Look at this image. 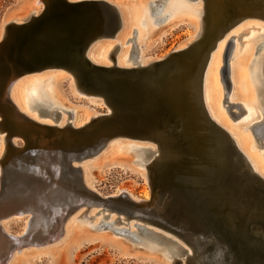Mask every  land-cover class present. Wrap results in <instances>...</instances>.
<instances>
[{
	"label": "bare ground",
	"instance_id": "obj_1",
	"mask_svg": "<svg viewBox=\"0 0 264 264\" xmlns=\"http://www.w3.org/2000/svg\"><path fill=\"white\" fill-rule=\"evenodd\" d=\"M58 1L32 0L22 15L10 14L8 11L10 15L3 20L0 26V74L6 71L8 75L7 93L5 92L6 88L0 93V177L2 170L4 172L6 170L5 162L7 160L13 162L17 159V156L22 154L20 149L29 140L34 141L37 139L43 145L35 153L28 152L31 155L29 160L33 162L31 166H36L37 173L34 177L38 176L48 180L54 177V181L60 185L63 180L64 163L57 155L54 153L52 155L50 152L49 148L52 147L51 142L53 139L67 138L68 140L81 139V141L87 139L88 141L97 142L103 138H109L104 146L96 152H89L82 156H72L70 162V168L81 172L84 187L94 192L95 196L86 200L81 197L80 193H77L76 195L79 197L74 199L75 203L69 201L66 205L56 208L53 216H51L52 220L49 219L51 225L48 229L52 226L51 228L54 230L50 231V235L47 233L48 239L43 243H39V241H33L35 239L33 237L32 242L26 243V246L38 248L36 247L38 244L41 247L40 245L44 246L58 241L73 228L84 229L75 223L77 221L80 224H86L91 230H107L112 238L119 236L135 246L134 248H137V250H133L127 245L124 247L127 257H137L142 253L139 250H147L152 253H159L162 258L168 261V263L161 261L159 257L155 256L157 258L154 259H157L161 264H231L228 259L230 252L228 246L211 237L210 234H204L193 229L187 230L186 233L175 230L177 237L174 234L164 232L156 225L160 223V220L157 219L160 216L137 211L131 212L128 209L114 207L110 203L112 199L124 195L130 202H134L137 207L142 209L148 205L155 206L154 202L162 203L164 207L169 198V193L163 191L160 186L166 170L165 163L175 159L178 161L185 160L182 157L183 148L186 149V161L192 165L190 167L194 177L199 181L207 180L208 173L201 169L198 162L203 156L200 154L198 137L195 134L187 133L184 121H178L176 132L171 131L168 133L163 129L154 128L146 135L141 134V138L135 140L145 142L144 145L124 144L125 141L123 140L128 139L124 135L125 133L115 135L114 128L117 126L115 123L117 118L114 111L111 112L112 107L105 106L104 99L100 96L88 90L84 91L82 89L84 86L78 85L77 80L67 72L59 68L55 70L47 68L38 72L17 75L24 69L23 62H28V56L18 47L17 41L21 35L15 31L14 27L8 29L7 26L26 23L32 17L40 16L43 10L51 9L53 3L57 4ZM68 1L78 2L82 0ZM103 1L116 8L121 18V27L110 38L94 39L84 51V56L91 64L96 66L121 69L137 68L143 74L144 81L151 86H155L157 81L169 85L173 80L175 82L180 81L178 68L174 66L176 64L178 67H186L187 74L190 77L187 80L191 83L190 89L196 90L195 80L198 67L196 61L202 57L203 49L211 43V37L216 32V28L220 27L219 14L225 12L228 8H232L238 14L246 13L244 18L232 26L234 31L238 29L237 27L241 22L246 20L245 18H255L262 20L264 23V0H196V3L201 2L198 7L188 5L185 0ZM147 4L148 8H146ZM135 12L142 14L139 22L141 31L134 28ZM186 21L191 22L188 24L191 25L194 32L184 42L169 50L163 56H154L149 53L153 47L163 41L169 32L177 29ZM261 28L257 35H250L249 40L252 42L245 41L242 43L240 53L235 55V59L230 63L232 84L229 96H232L233 92L235 98L247 102L246 110L242 109L240 111L244 112L245 120L255 121V123L252 121L246 130L253 128V124L259 123L254 127L255 130L252 129L256 138H260L256 135L260 133L261 129H264V116L260 115L264 114V30L263 27ZM131 29L136 39H129ZM225 34L218 38L208 55L200 83L202 102L209 118L231 137L240 154L247 160L250 169L257 176L264 179V161L260 156L249 153L250 139L248 135L232 129L219 110L221 99L218 79L220 58L221 55L223 57L227 44L234 38V36H229L225 42L228 33ZM112 38L115 41H101ZM129 42H132L130 47ZM140 42L142 43L140 44ZM93 46H95V50ZM117 49L116 55L115 51ZM183 50L187 54V58L179 55L162 65H155L158 61L171 58L172 53ZM233 50L236 51L235 45L232 46V52ZM233 54H236V52ZM252 56L255 57L251 60ZM106 58L110 60L109 63H107ZM249 65L252 67L251 81L256 88V101H253V91L246 76V67ZM162 68H166L165 73H162ZM35 74L43 76L40 77ZM166 76H169L171 80L165 78ZM62 80H68L71 94L81 96L87 101L86 107L75 105L63 94L60 89ZM250 101L254 102V107L258 106L261 113L255 114ZM95 107H104L105 110L99 112ZM103 114L110 115L109 120L104 123L105 125L99 124L101 122L99 117ZM48 127H54L53 131H50ZM258 127L260 128L257 132L256 128L258 129ZM168 138H172L174 144L170 145ZM17 139H20L22 143L18 144ZM121 144L122 146L119 147ZM261 144L263 143L259 145ZM123 148L134 153V161L129 155L119 151ZM115 156L125 157L126 166L123 164L120 167L129 169L132 173L138 175L147 186L148 191L144 193L141 199L132 195L130 191L121 188H118L109 197H104L95 189L91 169L96 163L110 161ZM207 183L210 182L207 180ZM12 211L16 212H11L10 217H14L15 221L19 220L21 227L18 232L11 233L7 226L9 217L3 216L6 212L2 213L1 211L0 216H3V218L0 220V264H5L3 261L5 255L3 247L5 245H14L9 258L17 250L19 253L22 252L24 246L20 240H23L21 238L25 236L29 229L31 216L35 213L29 206L25 209ZM25 214H30V216ZM5 217L7 219H4ZM153 228H157L160 232L155 231ZM119 243L123 244L121 241ZM211 243L223 245L221 249L216 250L220 254L216 255L217 257H212V253L208 249ZM148 259H151V257Z\"/></svg>",
	"mask_w": 264,
	"mask_h": 264
},
{
	"label": "water",
	"instance_id": "obj_2",
	"mask_svg": "<svg viewBox=\"0 0 264 264\" xmlns=\"http://www.w3.org/2000/svg\"><path fill=\"white\" fill-rule=\"evenodd\" d=\"M54 3L51 9L43 10V14L32 17L26 23L7 26L8 29L14 27L21 35L17 44L28 56V62H23L24 69L17 75L47 68H59L67 72L77 80L78 85L84 86V91L93 92L104 99L105 106L112 107L111 112L114 111L117 118L115 135H123L124 132L131 140L141 138V134L146 135L154 128L168 133L176 132L178 121H184L187 133L198 137L200 154L203 155L198 162L201 169L208 173L207 180L210 183L194 177L190 167L192 165L186 161V149L183 148L182 157L185 160L175 159L165 163L166 170L160 186L169 193V198L162 209L163 215L159 214L160 218H157L162 224L156 225L168 234L176 235L175 230L186 233L190 229L210 234L228 246L231 264H264V179L250 169L231 137L209 118L200 94L201 77L211 48L246 13L238 14L228 8L219 14L220 27L216 28L211 43L203 49L202 57L196 61V90H191L186 67H178L176 64L174 66L178 68L180 81L173 80L170 85L157 81L155 86L147 84L137 68H108L91 64L84 56L88 45L96 38H110L121 27V18L116 8L103 0H59L57 4ZM230 45L229 42L226 46L221 68V78L226 89L229 85L226 58ZM179 55L187 58L184 50L177 51L170 55L171 58L158 61L155 65H162ZM165 69L162 68V73H165ZM7 78V72L3 71L0 74V92L6 88L7 93ZM165 78L171 80L169 76ZM234 106L241 109L229 103L226 107L232 118L237 116L230 111ZM109 117V114L101 115L99 124L103 125ZM257 125L259 123L253 124V129ZM48 129L53 131L54 127ZM256 136L263 137L264 129ZM108 138L97 142L67 138L52 140L50 152L64 163V183L57 190L66 194L70 192L69 188L76 194L95 196L85 190L81 172L71 169L70 162L72 156L96 152ZM168 142L174 144L172 138H168ZM42 145L37 139L29 140L22 153H35ZM260 146L264 147L263 144ZM35 167L18 163L11 168L12 172L9 169L1 184L0 197L5 199L19 196L25 188L39 196L40 191H36L34 186L37 183L33 177L37 173ZM73 195L69 196V200L75 203ZM119 200L121 198L111 201L116 203ZM51 201L54 203V200ZM124 201L131 212H142V208L134 202L128 199ZM150 210L154 211V208ZM211 244L208 249L212 257H217L220 254L216 250L223 245Z\"/></svg>",
	"mask_w": 264,
	"mask_h": 264
},
{
	"label": "rangeland",
	"instance_id": "obj_3",
	"mask_svg": "<svg viewBox=\"0 0 264 264\" xmlns=\"http://www.w3.org/2000/svg\"><path fill=\"white\" fill-rule=\"evenodd\" d=\"M30 2H32V0H0V26L3 20L8 15L10 14L22 15L27 9ZM196 2H197L196 0H185V3H187L188 5L192 7H198L201 4L200 1H198V3ZM146 8H148V4ZM8 11L10 14H8ZM141 16H142L141 13L135 12L134 28L139 29V31H141V28L139 25V22L141 21ZM245 19H246L245 21L239 24V27H237L238 28L237 30L234 31L233 27H231L227 31L228 35L226 36L225 42L228 40L227 38H229V36H234V38L231 39L230 41L231 42L230 50L226 58L227 80L229 83L227 89L225 88L222 82V78H221V68L223 67L222 55L220 58L218 79H219V85H220V90H221V99L219 103V110L223 113L227 124L232 129L237 130L239 133H242V134L245 133L248 135L250 139L249 149H248L249 153H254L260 156L261 159L264 161V155H263L264 148L259 145L260 143L264 144V136L261 138H256L253 134V130L255 129L249 128L250 130L249 129L246 130L248 125H250V123L253 120L252 121L245 120L246 118L244 116V112L240 111L242 109L246 110L245 106H247V102L238 100L237 98H235L233 96V92H232V96H229L230 90H231V84H232L231 79H230L231 61L235 59L236 57L235 55L240 53L239 50L242 47V43H244L245 41L252 42L249 40V37L251 34L257 35L261 31L262 29L261 27H263V30H264V23L262 20H257L255 18H250V19L245 18ZM188 23H191V22L186 21L184 22V24H181L180 26H178L177 29L169 32V34L163 39V41L161 43H158L155 47H153L149 53L154 56H163L166 53H168L169 50L174 49L179 44L184 42L194 32V29H192L191 25H189ZM129 39H136L134 38V32L132 31V29L130 30ZM111 40L115 41L113 38L105 39L101 41L108 42ZM141 43L142 42H140V44ZM131 44L132 42L131 43L129 42V47ZM234 45L236 47V51L233 50L232 52V46ZM94 47L95 46H93V48ZM95 49L96 48H94V50ZM118 49L115 51L116 55H117ZM235 52L236 54H233ZM253 52H254V49H253ZM254 57L255 56H252L251 60ZM106 61L107 63H109L110 60L106 58ZM251 70H252V67H250V65L246 67V76L251 85V89L253 91V96H254L253 101L254 100L256 101V88L251 81ZM35 75L40 76V77L43 76L40 74H35ZM66 76L70 78L68 74H66ZM60 89L63 92V94H65L66 97L69 98V100L72 103H75V105L77 106L86 107L87 101L84 98H81V96L79 97L78 95L71 94V89L69 87L68 80H62V82H60ZM253 101H250V104L253 105L254 107ZM227 103L241 106V109L238 107L230 108L231 112H234L235 114H237L236 117L232 118L228 114V111L225 108L227 107ZM95 109H97V111L99 112H103L105 110L104 107H101V108L95 107ZM254 112L257 115H258V112L261 113L258 106L254 107ZM260 115L264 116V114H260ZM253 123H255V121H253ZM259 128L260 127H258V129L256 128L257 132L259 131ZM123 141H125L124 144L134 143L137 145H144L145 143L140 140H131V139L129 140L124 139ZM17 143L21 144L22 141L20 139H17ZM120 146H122V144L119 145V147ZM24 148L25 146L21 148L20 151L22 152ZM119 151H121V153L125 155H129V157H131L134 161L133 156L135 155L134 153L128 152V149L123 148V149H119ZM30 156H31L30 154L22 153L19 156H17L16 157L17 159H15L13 162H11V160H7L6 161L7 163L5 162L6 170L5 172L4 170H2L1 177H0V179H2L0 183V192L2 190L1 184L4 178L6 177L7 175L6 173L9 171V169L11 171V168H13L15 165H18V163L27 164L28 166L32 167L31 164L33 165V162L29 160ZM124 158L125 157L123 156H115L110 161L107 160L101 163L99 162L98 164L96 163L95 166L91 169V177L93 180V185L99 193L104 195V197L112 196L118 190V188H121V189L130 191L132 195L141 199L144 193L148 191V188L142 182L141 178L138 175L132 173L129 169H123L120 167L123 164L126 166ZM3 172H4V175H3ZM35 175L33 174V177ZM34 178L37 180L35 190L38 192L40 191V193H38L39 196H37L35 193L25 188L24 192L21 193L19 196H14L12 198L9 197L5 199L0 197V213L1 211L2 213L5 211L6 213L3 216L6 215L7 217H9L8 219L6 217L4 219H7V222H8L7 226L11 233L18 232L21 227V222L19 220L15 221L14 217H10L9 214L11 212H16L12 210H17V209L20 210L22 208L25 209L29 206V208H32L35 211V213H33V215L31 216L29 229L27 230L25 236L21 238L24 241L20 240L24 246V248H22V252L19 253L17 250V252H15L14 255H12V257L9 258L13 250L12 247L14 245L10 244V245H5L3 247V251L5 253L3 257V261L5 262V264H161L157 259H154L157 257H159L161 261L163 260L164 262L168 263V261L162 258V256H160L159 253H156V252L152 253L147 250H139L142 253L137 255V257H127L125 255L126 252H125L124 247L127 245L131 249L137 250V248H134L135 246H132V244H130L127 241H124L119 236H116V237L114 236V238H112V236L109 235L110 232L107 230H103V231L102 230L100 231L91 230L86 224H80L77 221L75 223L84 229L78 230V228L77 229L73 228L71 231H68L66 235H64L58 241L45 244L44 246L40 245L41 247H39L38 246L39 244H38L36 246L38 248H35L34 246H26V243L28 244L32 242L33 237L35 238L33 241H39V243L45 242L48 239L47 233L49 234L50 231L52 232L54 230L53 228H51L52 226H50V229H48L49 225H51V221L49 219L52 220L51 216H53L54 210L56 208H59L60 206L66 205L70 201L69 196L71 194L72 195L74 194L73 195L74 199H78L79 197L78 195H76V192H73V191L71 192L69 188L68 190L70 192L68 193L66 192V194H62L59 190H57L58 186L60 187L63 186V183H64L63 180L59 185L58 182L54 181L55 180L54 177L49 180L40 178L38 176ZM85 190H87L88 192L94 193L91 190L86 189V187H85ZM80 195L83 199H86V200H88L89 197L92 198L91 195H87L84 193H81ZM150 197H151V194H150ZM117 198L118 199L121 198V200H119L116 203H113L112 201H110V203H112L114 207H118L120 209L121 208L128 209L126 208L127 206L126 201H124L127 198L124 197V195L118 196ZM50 200H54V203L53 202L51 203ZM37 202L41 203L39 205L40 207H38ZM153 204H155V206L151 207V205H148L149 207L147 206L146 208L142 209V213L158 215V216L159 214L163 215L162 214L163 212L162 203L154 202ZM150 208H154V211L150 210ZM146 210L148 212H145ZM25 215L30 216V214H25ZM3 216H0V220L3 218ZM153 229L155 231L158 230L157 228H153ZM161 233L164 234L163 232ZM119 241H121L123 244L121 245ZM149 257H151V259H148Z\"/></svg>",
	"mask_w": 264,
	"mask_h": 264
}]
</instances>
